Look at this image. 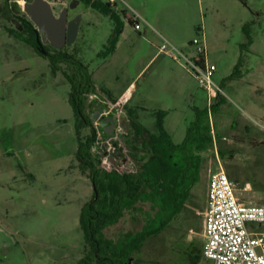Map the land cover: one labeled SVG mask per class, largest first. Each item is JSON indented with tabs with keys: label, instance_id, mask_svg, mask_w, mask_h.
Returning a JSON list of instances; mask_svg holds the SVG:
<instances>
[{
	"label": "rangeland",
	"instance_id": "1",
	"mask_svg": "<svg viewBox=\"0 0 264 264\" xmlns=\"http://www.w3.org/2000/svg\"><path fill=\"white\" fill-rule=\"evenodd\" d=\"M50 1L56 13L68 3ZM124 1L148 23L140 19L141 27L136 29L120 9L113 18L82 1L76 10L82 13L77 39L65 47L76 49L89 66L99 93L93 98H104L123 128L118 138L107 143L97 121L103 143L93 150L99 163L109 166L112 157H119L124 171L133 170L136 160L125 131L129 110L144 122L156 121L163 112L173 140L183 141L196 108L205 110L209 103L185 59H175L171 51L194 56L195 38L204 39L208 60L218 66L214 79L226 102L217 113L211 112V123L215 138L221 136L218 144L232 149L233 158L227 154L223 159L217 149L207 155L204 175L193 188L186 213L149 237L140 250L132 244L145 221L149 222L146 231L160 224L149 201L139 206L134 217L129 213L107 229L109 242L102 247L111 251L100 253L106 264L107 255L127 264H205L203 256L195 262L186 255L185 237L194 239L196 249L203 248L209 170L222 166L236 178L240 199L264 204V131L253 122L264 117L259 100L264 94V0ZM125 2L119 0V7ZM23 3L0 0V264H101L87 248L80 223L94 186L77 158L79 135L71 85L48 55L10 32L11 19L25 13ZM164 43L167 51L161 49ZM132 83L129 98L117 103ZM89 132L83 128L82 137ZM126 158L129 163L123 165ZM124 249L135 250L127 261L120 253L111 254Z\"/></svg>",
	"mask_w": 264,
	"mask_h": 264
},
{
	"label": "trees",
	"instance_id": "2",
	"mask_svg": "<svg viewBox=\"0 0 264 264\" xmlns=\"http://www.w3.org/2000/svg\"><path fill=\"white\" fill-rule=\"evenodd\" d=\"M93 8L109 13L117 18L116 9L103 0H82ZM109 8V10H108ZM21 24L16 28L13 24L10 32L32 45L38 51L37 31L28 28L24 16H17ZM24 27L23 30L20 28ZM47 54L54 64L55 70H62L71 85L70 101L76 116V128L79 135L77 158L82 173L92 180L94 191L91 199L85 203L80 214V223L84 231L87 248L101 264H106L105 256L111 249H103L102 244L108 243L107 229L120 222L127 214L139 209L144 202H151L154 218L159 217V225L146 231L149 222L145 221L140 236L132 244L135 250H140L144 242L152 236L160 234L181 213L186 211L188 202L192 199L193 188L201 179L203 163L207 155L216 149L225 159L227 154L233 158V150L218 144L213 134L211 112L217 113L225 104L224 96L219 95L211 107L205 110L196 108L195 119L190 122L183 141L176 143L164 127V116L156 117L157 129L149 130L140 115L130 112L131 128L127 133L126 143L134 157L135 168L132 171H120L115 165L105 167L98 161L93 148L100 140L99 128L87 112L91 96L99 94L89 66L79 58L78 51L56 49L45 45ZM51 53V54H50ZM235 74V72H234ZM233 76V75H232ZM113 99V95H109ZM116 100V98H114ZM88 127L89 134L82 137L81 130ZM250 130L249 126H246ZM217 142V143H216ZM264 143V141L262 142ZM233 180V178L230 176ZM161 213V214H160ZM131 233V231H129ZM128 244V243H127ZM111 253L119 254L127 261L133 251ZM109 264L117 263L112 255ZM202 256V249L193 254L195 262Z\"/></svg>",
	"mask_w": 264,
	"mask_h": 264
},
{
	"label": "built area",
	"instance_id": "3",
	"mask_svg": "<svg viewBox=\"0 0 264 264\" xmlns=\"http://www.w3.org/2000/svg\"><path fill=\"white\" fill-rule=\"evenodd\" d=\"M106 1L113 8L120 9L124 16L134 23L136 29L141 27L140 19L148 23L124 0L125 5L121 8L119 0ZM193 44L197 46L194 56L190 57L179 49L172 50L171 55L177 60L185 59V65L192 71L200 87L207 93L208 108L211 112V107L219 95L224 96V90L214 79L217 64L208 60L204 39L195 38ZM161 49L167 51V43H164ZM126 100L127 98L123 97L117 103L121 104ZM116 119V134L111 137L106 136L107 143H110L113 138H118L123 131L119 119L117 117ZM253 122L264 131V117L261 120L253 119ZM99 133L100 141L96 144L103 143L100 130ZM128 161V158L124 159L123 165L129 163ZM120 164L119 166L123 169ZM132 165L135 168V165ZM110 166L109 163V166L105 167ZM203 236L205 242L202 253L206 259L205 264H264V204L240 199L237 196L234 182L222 166L209 170Z\"/></svg>",
	"mask_w": 264,
	"mask_h": 264
},
{
	"label": "water",
	"instance_id": "4",
	"mask_svg": "<svg viewBox=\"0 0 264 264\" xmlns=\"http://www.w3.org/2000/svg\"><path fill=\"white\" fill-rule=\"evenodd\" d=\"M77 5L78 2L76 0L70 6H65L61 13L57 15L50 0H29V3H24L23 9L27 13V18L37 27V44L38 50L41 53L45 55L49 54L45 48V44H51L56 49H63L75 43L82 20V13L69 20L68 10L69 7L74 8ZM113 111L116 113V110ZM91 118L97 120L98 117L95 114H91ZM114 119V117H110L107 119L108 125H102L104 133L108 137L116 134L115 128L117 123L114 122ZM113 164L120 171H123L116 163Z\"/></svg>",
	"mask_w": 264,
	"mask_h": 264
},
{
	"label": "flooded vegetation",
	"instance_id": "5",
	"mask_svg": "<svg viewBox=\"0 0 264 264\" xmlns=\"http://www.w3.org/2000/svg\"><path fill=\"white\" fill-rule=\"evenodd\" d=\"M74 1H76V0H68V3L67 4H65L64 6H63V8L65 7V6H70V4L72 3V2H74ZM25 2H28L29 3V0H24V3ZM77 2H78V5L76 6V7H74V8H70L69 7V10H68V19L70 20V19H73L74 17H76L80 12H78V11H76L77 10V8H78V6H79V4L82 2V0H77ZM24 3H23V7H24ZM104 3H109V2H107V1H104ZM110 6L112 7V5L110 4ZM55 9V8H54ZM108 10H109V8H108ZM61 11L62 10H60L59 12H57L56 14L57 15H59L60 13H61ZM72 11H76V12H74V14H71V12ZM56 12V11H55ZM109 14V13H108ZM110 15V14H109ZM17 16H24L25 17V23H27V25H28V28H33L34 27V29H36V31H37V27H36V25L30 20V19H28L27 18V13L25 12V13H23V14H17ZM11 22H12V24L16 27V28H19V25L21 24V21H20V19L19 18H17L16 16L15 17H13L12 19H11ZM21 30H23L24 29V27H21L20 28ZM75 44V43H74ZM45 45H51V44H45ZM52 46V45H51ZM65 48V47H64ZM63 48V49H64ZM51 54V53H50ZM95 95V94H94ZM94 95H92L91 96V103H90V106H89V108H88V110H87V112L89 113V115L91 116V114H95V116L96 117H98L97 118V120H93L92 118V120L95 122V124L97 125V127H98V124H97V121L99 122V125L102 127V125L103 124H107L108 125V123L109 122H107V119H109L110 117H114L115 119H114V122L115 123H117V119H116V117H117V114L116 113H114V109H112V107H111V105L104 99V98H93L94 97ZM99 128V127H98ZM103 131H104V129H103ZM125 131H126V129H125ZM115 145H117V143L115 144ZM185 242H186V244H187V254L186 255H188V256H191V257H193V254L197 251V249H196V247H195V245H194V239L190 236V235H186V237H185Z\"/></svg>",
	"mask_w": 264,
	"mask_h": 264
},
{
	"label": "crops",
	"instance_id": "6",
	"mask_svg": "<svg viewBox=\"0 0 264 264\" xmlns=\"http://www.w3.org/2000/svg\"><path fill=\"white\" fill-rule=\"evenodd\" d=\"M217 70H218V66H217ZM216 70V71H217ZM134 87V84L132 83L127 89H126V91L124 92V93H122L121 95H120V97H117L118 98V101L119 100H121L123 97H126L127 99L129 98V96L131 95V92H132V88ZM113 97H115V96H113ZM207 100H208V97H207ZM260 101H261V104H262V106L264 107V94H262V96H261V98L259 99ZM198 108V107H197ZM165 121V120H164ZM130 119L128 120V126H127V128H126V132H129V130H130V128H131V125H130ZM145 124L147 125V127L149 128V130H151V131H155L156 129H157V124H156V121H153V122H145ZM165 127V126H164ZM165 129L167 130V128L165 127ZM168 131V130H167ZM171 135V134H170ZM120 158L119 157H117V158H114V157H112L111 158V161H112V165H114L113 163H116L118 166H119V164H120ZM135 165V164H134ZM201 174H203V171H202V173ZM204 175V174H203ZM208 188H209V176H208V181H207V189H205V194H206V200H205V209H206V206H207V200H208ZM193 191V190H192ZM193 197H194V194L192 195V199H193ZM191 199V200H192ZM188 205V204H187ZM187 210V209H186ZM184 213H186V211H184L183 213H181L179 216H181L182 214H184ZM128 215V214H127ZM126 215V216H127ZM126 216L124 217V218H126ZM123 218V219H124ZM119 223V222H118ZM117 223V224H118ZM114 225H116V224H114ZM114 225H112V226H114ZM203 225H204V222H203ZM202 229H203V227H202ZM192 230V229H191ZM202 235H203V231H202ZM204 237V236H203ZM205 239V238H204ZM203 249V248H202ZM202 256H203V253H202ZM204 257V256H203Z\"/></svg>",
	"mask_w": 264,
	"mask_h": 264
}]
</instances>
